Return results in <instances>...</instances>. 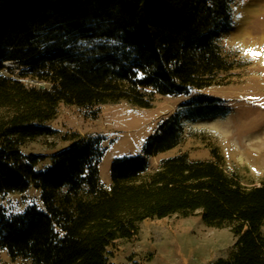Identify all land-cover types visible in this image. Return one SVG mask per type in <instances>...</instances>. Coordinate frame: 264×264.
Wrapping results in <instances>:
<instances>
[{"label":"trees","instance_id":"16d2710c","mask_svg":"<svg viewBox=\"0 0 264 264\" xmlns=\"http://www.w3.org/2000/svg\"><path fill=\"white\" fill-rule=\"evenodd\" d=\"M232 1L0 0V196L33 188L43 203L16 213L0 206V254L28 264H139L112 261L111 246L136 239L147 219L199 215L235 238L229 255L211 264H264V183L245 185L216 149L212 159L183 152L151 169L149 157L180 143L177 114L143 154L113 161L110 185L100 176L98 135L73 132L51 154L23 150L57 132L49 122L61 104L96 118L102 105L150 108L156 95L221 84L237 60L214 31L231 25ZM186 105L193 117L225 110L206 92Z\"/></svg>","mask_w":264,"mask_h":264},{"label":"rangeland","instance_id":"374dc122","mask_svg":"<svg viewBox=\"0 0 264 264\" xmlns=\"http://www.w3.org/2000/svg\"><path fill=\"white\" fill-rule=\"evenodd\" d=\"M231 8V25L214 31L225 53L237 60L235 68L223 75L221 84L188 95H156L150 108L125 101L102 105L96 118L84 108L61 104L58 115L49 122L57 132L28 141L23 150L51 154L67 146L65 138L73 132L98 135L104 148L100 176L110 185L113 161L143 154L147 140L158 132L160 124L177 114L183 125L180 143L149 157L151 169L162 159L183 152L193 160L212 159L211 150L216 149L223 155L224 165L238 172L245 185L264 183V0H233ZM239 28L247 32L242 34ZM10 67L14 75L19 73L18 65ZM205 92L221 98L225 110L209 117H193L194 108L186 102ZM215 122L222 123L221 127ZM33 203L43 206L39 192L33 188L0 196V206L9 213L23 211ZM140 228L136 239H120L111 246L112 261L126 263L132 258L139 264H211L227 257L235 243L229 228L209 227L199 215L147 219ZM20 263L28 261H13L7 249L1 251L0 264Z\"/></svg>","mask_w":264,"mask_h":264},{"label":"bare ground","instance_id":"6f19581e","mask_svg":"<svg viewBox=\"0 0 264 264\" xmlns=\"http://www.w3.org/2000/svg\"><path fill=\"white\" fill-rule=\"evenodd\" d=\"M237 30H238V32H240V33H242V34H243V33L245 34V33L247 32L246 29H240V28H239V29H237ZM214 124H215L216 126H218V127H221V124H222V123H219V124H218V123L215 122ZM252 139H256V140H258L259 137H254V138H252Z\"/></svg>","mask_w":264,"mask_h":264},{"label":"built area","instance_id":"2783aa9c","mask_svg":"<svg viewBox=\"0 0 264 264\" xmlns=\"http://www.w3.org/2000/svg\"><path fill=\"white\" fill-rule=\"evenodd\" d=\"M4 63H5V65L8 66V67H10L12 64H14V63L11 62V61H6V62H4Z\"/></svg>","mask_w":264,"mask_h":264},{"label":"snow or ice","instance_id":"6c2138e0","mask_svg":"<svg viewBox=\"0 0 264 264\" xmlns=\"http://www.w3.org/2000/svg\"><path fill=\"white\" fill-rule=\"evenodd\" d=\"M254 55H255V53H254Z\"/></svg>","mask_w":264,"mask_h":264},{"label":"water","instance_id":"95a60500","mask_svg":"<svg viewBox=\"0 0 264 264\" xmlns=\"http://www.w3.org/2000/svg\"><path fill=\"white\" fill-rule=\"evenodd\" d=\"M43 86V85H42Z\"/></svg>","mask_w":264,"mask_h":264}]
</instances>
